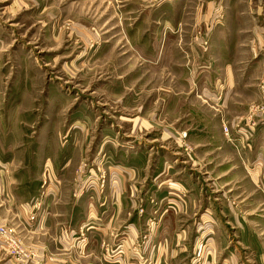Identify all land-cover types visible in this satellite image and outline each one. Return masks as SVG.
Listing matches in <instances>:
<instances>
[{"label": "rangeland", "instance_id": "rangeland-1", "mask_svg": "<svg viewBox=\"0 0 264 264\" xmlns=\"http://www.w3.org/2000/svg\"><path fill=\"white\" fill-rule=\"evenodd\" d=\"M263 54L264 0H0V169L8 170L0 173V264H101L106 249L112 258L129 248L153 249L161 227L156 216L138 240H126V233L92 244L80 236L75 251L56 243L66 226L43 224L52 208L56 215L71 200L107 196L114 169L105 153L101 160L94 153L110 122L120 136L154 134L169 149L188 153L196 145L186 142L185 131L204 130L227 137L242 154L246 137L263 124L264 79L248 78L264 72ZM227 66L239 91L224 108L198 92L202 82L215 83V75H199ZM138 120H155L156 128L133 132ZM71 135L78 162L58 177L51 159L69 150ZM58 182L61 190L53 193L50 186L56 190ZM139 186L125 183L137 203L129 215H145ZM25 200L36 207L27 222L19 211Z\"/></svg>", "mask_w": 264, "mask_h": 264}, {"label": "crops", "instance_id": "crops-1", "mask_svg": "<svg viewBox=\"0 0 264 264\" xmlns=\"http://www.w3.org/2000/svg\"><path fill=\"white\" fill-rule=\"evenodd\" d=\"M258 65L264 67V54L259 57ZM223 68L222 73L200 74H214L215 83L202 82L198 92L211 97L218 106L229 107L231 96L239 91V82L233 66ZM257 76L264 79V72L252 73L248 78ZM74 123L72 120L69 128L75 129ZM109 124L111 127L103 130L109 133L103 135L101 142L97 141L100 145L94 155L101 160L105 153L103 159L107 162L109 158L108 168L114 169L116 181L109 185L107 196L93 200L94 197L87 195L83 201L71 200L64 203L56 215L52 208L43 225L49 229L54 224L66 226L56 242L59 248L75 251L72 247H77L75 242L80 236H87L92 244L108 239L112 242L126 233L129 235L126 240H138L148 219L160 217L161 227L159 236L152 239L153 249L129 248L120 258L117 254L112 258L111 250L106 249L101 253V264H197L195 260L200 255L204 258L203 264H264V123L253 137H246L248 147L242 154L227 137L208 136L204 130L185 131L186 142L196 145L195 151L188 153L182 148L169 149L154 134L152 138L141 136L138 139L125 133L120 136V129ZM135 124L140 126L133 132L142 130L141 125L154 129L157 122L138 120ZM86 127L82 126L81 130L84 132ZM76 133L74 130L72 135ZM72 135L66 143L69 150L51 159L57 162L53 175L66 174L78 162ZM61 140L62 137L59 143ZM239 140L244 143V139ZM7 171L0 169L1 175H6ZM143 171L145 175L141 179ZM137 177L139 179L134 181ZM128 182L141 186L138 189L142 190L145 206L143 216L138 210L129 215L137 203L130 200L125 191ZM54 184L50 188L58 193L60 183L56 190L52 188ZM19 211L27 222L28 216L36 211L35 202L25 200L19 205ZM111 215L115 224L112 219L108 220ZM80 226L87 230L86 234H79ZM206 240L208 243L203 242ZM198 251H202L201 254Z\"/></svg>", "mask_w": 264, "mask_h": 264}, {"label": "built area", "instance_id": "built-area-1", "mask_svg": "<svg viewBox=\"0 0 264 264\" xmlns=\"http://www.w3.org/2000/svg\"><path fill=\"white\" fill-rule=\"evenodd\" d=\"M261 121H264V117H263V119L258 120V122H261ZM262 123H264V122H262ZM6 236H7V240L9 242V244L14 249H16L17 252H19V250H17V249H20L21 248V245L16 241L15 237H13V236H11L10 234H7V233H6Z\"/></svg>", "mask_w": 264, "mask_h": 264}]
</instances>
